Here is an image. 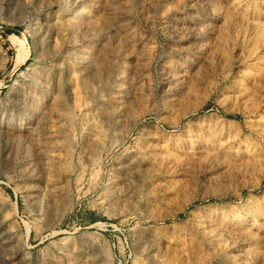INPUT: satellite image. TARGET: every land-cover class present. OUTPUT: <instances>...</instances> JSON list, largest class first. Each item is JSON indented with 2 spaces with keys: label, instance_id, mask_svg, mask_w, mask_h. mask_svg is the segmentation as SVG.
Masks as SVG:
<instances>
[{
  "label": "rangeland",
  "instance_id": "obj_1",
  "mask_svg": "<svg viewBox=\"0 0 264 264\" xmlns=\"http://www.w3.org/2000/svg\"><path fill=\"white\" fill-rule=\"evenodd\" d=\"M0 222V264H264V0H0Z\"/></svg>",
  "mask_w": 264,
  "mask_h": 264
},
{
  "label": "bare ground",
  "instance_id": "obj_2",
  "mask_svg": "<svg viewBox=\"0 0 264 264\" xmlns=\"http://www.w3.org/2000/svg\"><path fill=\"white\" fill-rule=\"evenodd\" d=\"M19 44V43H18ZM20 45V44H19ZM21 48V47H20ZM22 51V50H21ZM21 53H23V52H21ZM28 53V52H27ZM26 54V53H25ZM23 55H24V53H23ZM17 56V55H16ZM27 56V55H26ZM25 56V57H26ZM24 58V57H23ZM20 59H21V56H20ZM19 59V60H20ZM24 60V59H23ZM24 62V61H23ZM110 62V61H109ZM111 63V62H110ZM81 85V84H80ZM75 94V93H74ZM189 95V94H188ZM193 97V96H192ZM74 99V98H73ZM190 100V99H189ZM189 100H187V101H189ZM191 101H192V98H191ZM194 101V100H193ZM195 103V102H194ZM193 103V104H194ZM196 103H197V101H196ZM192 104V105H193ZM186 105H188V104H186ZM194 105H196V104H194ZM200 106V105H199ZM191 107V106H190ZM189 107V108H190ZM203 107V106H202ZM54 108V107H53ZM197 108V107H196ZM199 108V107H198ZM197 108V109H198ZM181 109V108H180ZM195 109V108H194ZM56 111V110H55ZM192 111V110H191ZM190 111V112H191ZM54 112V111H53ZM57 113V112H56ZM63 113H64V111H63ZM181 113H182V111H181ZM184 113V112H183ZM182 113V114H183ZM58 114H60V113H58ZM57 114V115H58ZM66 114H68V113H66ZM66 114H65V116H66ZM55 116H56V114H55ZM69 116V115H68ZM182 117V116H181ZM71 118V117H70ZM12 119V118H11ZM65 119H67V118H65ZM69 120V119H68ZM180 121H181V119H180ZM180 121L177 123V125L180 123ZM55 123V122H54ZM61 125V124H60ZM20 126V125H19ZM9 128V127H8ZM61 128V127H60ZM32 128H30L29 126H27V125H25V127H24V129H23V132H24V134H23V141L25 142V143H29L33 138H36L37 137V135H36V133L34 132V130H31ZM51 129V128H50ZM9 130L12 132V136L11 137H13V141L15 140V131H14V129H12L11 127L9 128ZM53 130H55V129H53ZM52 134H53V132H51ZM20 137V136H19ZM177 138V137H176ZM35 140V139H34ZM44 141V140H43ZM175 143V142H174ZM185 143V142H184ZM24 145V144H23ZM42 145V144H41ZM103 145V144H102ZM190 146V145H189ZM180 147L182 148V145H180ZM25 148V147H24ZM41 148V147H40ZM189 148V147H188ZM187 148V149H188ZM173 149V148H172ZM185 150V147H183L182 148V150ZM44 150V149H43ZM175 150V149H174ZM46 152H48V151H46ZM45 152V154L44 155H46V162H45V166L47 165L48 166V163H49V165H50V162H49V156H51V154H49V155H47V153ZM185 151H183V152H178V151H175V152H170V154H168V155H170V156H175V157H180V158H183L182 156H179V155H181V154H183ZM194 153V152H193ZM192 153V154H193ZM12 154V153H11ZM43 154V153H42ZM43 155V156H44ZM54 156V155H53ZM52 156V157H53ZM188 156V155H187ZM187 156H185V157H187ZM262 156V155H261ZM26 158V157H25ZM57 158V157H56ZM28 159V158H27ZM26 159V160H27ZM39 159V158H38ZM45 159V158H44ZM257 159L259 160V158H258V156H257ZM255 161H257V160H255ZM258 163V162H257ZM261 163V162H260ZM51 164H54V162H52ZM255 164V163H254ZM256 165V164H255ZM49 167V166H48ZM50 170V169H49ZM51 171V170H50ZM186 196V195H185ZM190 201H185L184 202V205H183V207H185V205H187L188 203H189ZM4 226H5V224L3 223V222H0V229L2 230V229H4ZM26 227H25V230H26V237H29L30 236V234H31V228L30 227H28L27 225H25ZM201 228V227H200ZM209 234H212V233H208L207 234V236H208V238L209 239H211L213 242H214V245L216 246V247H218V248H225L224 247V244H223V242L222 241H220L219 239H217V237H216V235H209ZM2 236H3V238L5 239V242L4 243H9L10 244V246H12L11 248H9L10 250L8 251L9 252V258L8 259H10L12 262H14L15 260H17V259H23L22 257H21V250L19 249V243L17 244V243H15L14 242V238L13 237H11L12 235L10 234V232L9 231H5V234H3V232H2ZM13 243H14V245H13ZM12 244V245H11ZM7 249V248H6Z\"/></svg>",
  "mask_w": 264,
  "mask_h": 264
},
{
  "label": "trees",
  "instance_id": "obj_3",
  "mask_svg": "<svg viewBox=\"0 0 264 264\" xmlns=\"http://www.w3.org/2000/svg\"><path fill=\"white\" fill-rule=\"evenodd\" d=\"M20 31H21V27H15V28H6L5 29V36L7 37L8 35H11V34H17L19 35L20 34ZM29 61H27L28 63ZM12 63L9 64V69H12Z\"/></svg>",
  "mask_w": 264,
  "mask_h": 264
}]
</instances>
